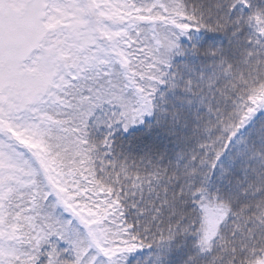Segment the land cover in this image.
Here are the masks:
<instances>
[{
    "label": "snow or ice",
    "instance_id": "6c2138e0",
    "mask_svg": "<svg viewBox=\"0 0 264 264\" xmlns=\"http://www.w3.org/2000/svg\"><path fill=\"white\" fill-rule=\"evenodd\" d=\"M0 264H264V0H0Z\"/></svg>",
    "mask_w": 264,
    "mask_h": 264
}]
</instances>
